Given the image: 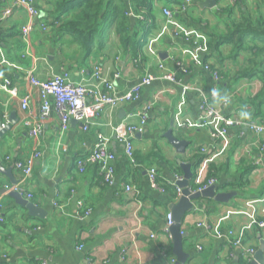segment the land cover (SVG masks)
Segmentation results:
<instances>
[{
  "label": "crops",
  "instance_id": "obj_1",
  "mask_svg": "<svg viewBox=\"0 0 264 264\" xmlns=\"http://www.w3.org/2000/svg\"><path fill=\"white\" fill-rule=\"evenodd\" d=\"M14 1L0 0V33H6L5 43L0 41V121L8 125L14 113L18 123L0 142V163L9 168L39 154L30 177L23 179L15 167L14 176L20 181L16 187L22 196L32 195L29 201L47 211V217L32 218L9 192L4 193L14 186L0 173V208L4 213L0 264L176 262L173 241L165 230L171 206L180 199L171 186L177 174L184 176L178 160L193 164V191L215 179L217 193L232 195L224 203L209 198L193 202L195 208L182 223V232L187 234L183 250L190 256L186 264H249L253 258L247 259V251L257 252L264 243V132L232 127L215 141L203 126L206 112L199 91L209 96L217 86L220 98L228 101L224 117L264 126V104L258 114L250 102L262 92L263 83L256 76L239 78L249 67V49L232 58L231 46L216 47L212 40L213 35L226 33V25L233 20L264 18V0H216L214 8L202 7L203 0L185 11L181 10L184 0H147L146 5L153 9L149 21L135 13L132 0H122L117 4L128 14L132 31L141 42L137 55L125 51L111 31L105 34L104 48H96L88 59L70 36L59 35L53 26L47 31L39 29L41 22L52 23L49 17L55 0H34L39 18L15 7ZM166 8L174 15L171 22L163 15ZM8 9L11 13L3 19V11ZM27 24L33 27L28 43L21 38ZM177 29L192 32V39L177 36ZM195 40L208 47L200 55V63L192 55ZM207 64L219 71L218 83L205 69ZM97 67L119 93L147 77L154 81L143 89L139 100L103 111L89 131L72 121L63 132L53 109L41 123L40 133L30 136L28 123L39 118L42 100L29 83L28 72L33 70L41 81L69 72L73 81L81 82ZM173 73L178 82L164 79ZM5 80L11 81L10 88L4 89ZM8 89H16V95ZM25 96H30V112L21 109ZM147 106L148 122L134 137L133 164L114 128L121 123L140 125V113ZM170 130L174 137L190 143L185 154H178L165 138ZM100 135L110 140V150L116 156L113 185L104 182L96 166L84 173L77 168V160L91 153ZM153 168L168 191L151 186L148 172ZM127 186L133 192H127ZM86 211H90L87 216Z\"/></svg>",
  "mask_w": 264,
  "mask_h": 264
},
{
  "label": "built area",
  "instance_id": "obj_2",
  "mask_svg": "<svg viewBox=\"0 0 264 264\" xmlns=\"http://www.w3.org/2000/svg\"><path fill=\"white\" fill-rule=\"evenodd\" d=\"M199 1L203 0H184L181 5V10L185 11L192 4ZM14 6L26 9L27 13H29L32 18L40 17L41 13L35 7L34 0H15ZM10 13V9L3 11V19H5ZM163 15L169 22H171L174 18L172 11L167 8L163 10ZM140 18L141 20H144L143 17ZM38 25L39 29L47 31L49 26H52V23L41 22ZM32 31L33 27L31 24H27L22 27L21 38L24 42L28 43ZM175 33L177 36H183L187 40L192 39L193 37L192 32L186 29H177ZM150 42H152V40ZM193 44L195 46L192 50L194 61L196 63H200V55L202 53H206L208 47L205 43L200 44L197 40L193 41ZM160 67L162 68V66ZM178 67L182 69L185 74L188 73V70L184 68L183 64L178 63ZM205 69L212 74L215 83H218L221 78L219 71L212 69L208 64L205 65ZM164 79L173 83L178 82L177 74L175 73L167 74ZM28 81L33 88L38 90L42 100L39 118L28 123L31 125L30 136L36 137L40 133L41 123L49 119L53 109L57 113L63 132L68 130L70 122L72 121H77L82 125L84 131H89L95 120L106 109L112 110L123 103H130L139 100L143 89L150 85L154 81V78H145L140 84L132 87L126 93H119L114 82L104 77L98 67L94 69L89 79H83L81 82L73 81L69 72H63L61 74L54 75L47 81H41L37 79L33 70L28 72ZM10 85L11 81L5 80L4 89H7ZM8 90L11 95H16L17 93L16 89ZM199 92L202 102L201 108L206 112L203 126L211 131V136L215 141L224 137L228 130L232 127L247 126L255 132H264V126L259 123L251 122L250 124H246L237 117H224L223 110L227 106L228 101L220 98L217 86L212 89L209 96L205 95L201 90ZM217 103L219 104V107L217 106ZM21 109L23 111L30 112V96H25L21 99ZM149 109L150 106H147L140 113V125L136 126L121 123L114 128L117 141L124 144L125 155L133 164L135 163L134 137L136 134H141L143 132L144 127L148 122ZM99 137V141L91 153L77 160V168L80 173H84L88 167L96 166L104 182L108 185H113L116 179V169L114 166L116 156L110 150V140L103 135H100ZM38 157L39 154L34 156V158ZM34 158L25 162H15V169L22 175L23 179H27L32 175ZM148 177L151 186L155 190L160 192L167 191L165 185L159 181L156 169L153 168L149 170ZM181 181H183V177L177 174L175 176L174 183L171 184V186L175 189V193L178 198L182 196V190L178 186V183ZM215 184L216 180L212 179L209 181L208 185L203 187V189ZM16 186L10 190L21 193ZM133 190L134 189L130 186L126 187L127 192L131 193ZM31 198L32 195H26V199L30 200ZM78 206H82V203H79ZM89 214L90 211L85 212V216ZM3 222L4 213L0 208V225ZM171 226H173V219L172 214L169 213L167 215V227L165 232L170 238L171 234L169 229ZM255 253L256 251L254 249L248 250L246 253L247 259L251 260ZM2 254L3 252L0 248V255ZM174 263L175 261L172 262V264ZM39 264L50 263L42 261Z\"/></svg>",
  "mask_w": 264,
  "mask_h": 264
},
{
  "label": "trees",
  "instance_id": "obj_3",
  "mask_svg": "<svg viewBox=\"0 0 264 264\" xmlns=\"http://www.w3.org/2000/svg\"><path fill=\"white\" fill-rule=\"evenodd\" d=\"M118 2L122 0H55L54 11L49 19L59 35L72 38L84 59H88L96 48H104L105 34L111 31L125 51H132L137 55L141 42L137 33L132 31L128 14L124 13ZM146 2L147 0H133L132 6L135 13L142 14L144 20L149 21L153 9ZM5 38L6 33H0V41L5 43ZM212 40L216 47L231 46L232 58L249 49V67L239 73V78L256 76L264 86V18L243 16L238 21L233 20L226 25V33L213 35ZM250 102L259 114V108L264 104V87ZM165 187L168 191L169 187Z\"/></svg>",
  "mask_w": 264,
  "mask_h": 264
},
{
  "label": "water",
  "instance_id": "obj_4",
  "mask_svg": "<svg viewBox=\"0 0 264 264\" xmlns=\"http://www.w3.org/2000/svg\"><path fill=\"white\" fill-rule=\"evenodd\" d=\"M216 4V0H205L200 3L202 7L207 8H214ZM17 123L18 119L14 113L11 115L8 125H4V123L0 121V142L2 138L12 129V126L16 125ZM164 136L170 145L176 149L178 154H185L187 148L190 146L188 141L180 140L174 137L172 130L168 131ZM178 164L184 173L183 181L178 183L179 188L182 190V196L176 204L171 206L173 226L170 227L169 231L173 241L172 254L176 258L175 264H186L190 256L183 250V244L187 234L182 232V223L184 217L195 208L193 202L202 198H209L214 199V201L218 203H224L230 200L232 195L226 193H217L218 187L216 185H212L198 191H193L190 186V181L194 178V173L192 172L193 164H185L182 163L181 160H178ZM14 167L15 165L5 168L0 163V173L9 178L12 186H16L20 182L14 176ZM7 192H9V196L13 198L19 206L29 211V214L32 218L45 219L47 217V211H44L43 209L36 206L34 203L23 197L21 193L9 189L8 191L4 190V193ZM249 264H264V243L256 252Z\"/></svg>",
  "mask_w": 264,
  "mask_h": 264
},
{
  "label": "clouds",
  "instance_id": "obj_5",
  "mask_svg": "<svg viewBox=\"0 0 264 264\" xmlns=\"http://www.w3.org/2000/svg\"><path fill=\"white\" fill-rule=\"evenodd\" d=\"M245 116H248V113H245Z\"/></svg>",
  "mask_w": 264,
  "mask_h": 264
}]
</instances>
